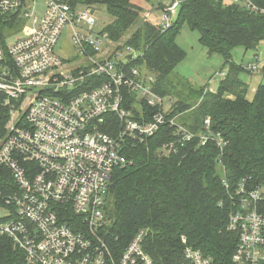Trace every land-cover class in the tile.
Here are the masks:
<instances>
[{
	"label": "built area",
	"instance_id": "2783aa9c",
	"mask_svg": "<svg viewBox=\"0 0 264 264\" xmlns=\"http://www.w3.org/2000/svg\"><path fill=\"white\" fill-rule=\"evenodd\" d=\"M163 1L159 23L166 29L185 0ZM231 2L259 10L251 0ZM26 21L22 36L8 34ZM97 25L94 10L77 0H0V92L10 110L0 126V169L12 180L0 186V208L7 211L0 236L25 252L27 264H155L144 249L145 229L118 258L101 234L112 176L131 164L130 143L144 142L166 123L177 139L165 142L163 152L194 137L168 117L171 106L138 51ZM64 31L75 58L56 50ZM263 65L256 54L246 67ZM143 102L157 111L148 113ZM224 182L234 206L227 229L239 232L233 259L264 264V214L257 207L264 189L243 181L233 191ZM185 256L187 264H212L191 247Z\"/></svg>",
	"mask_w": 264,
	"mask_h": 264
},
{
	"label": "trees",
	"instance_id": "16d2710c",
	"mask_svg": "<svg viewBox=\"0 0 264 264\" xmlns=\"http://www.w3.org/2000/svg\"><path fill=\"white\" fill-rule=\"evenodd\" d=\"M138 1L77 0L92 9L106 7L114 21L105 30L115 40L130 31L128 44L141 56L138 62L155 75V90L164 97L171 94L174 70L186 57L177 42L184 24L200 33L199 41L209 54L224 58L230 72L215 91L185 81L189 94L198 97L192 122H183L194 137L176 151H162L165 142L176 138V128L169 123L144 142L128 145L132 162L113 173L107 223L101 234L106 235L116 258L145 229L144 249L155 264H187V247L211 257L212 264H238L233 256L239 232L227 229L234 206L224 181L233 191L243 181L250 189L264 188V84L253 99L247 97V84L237 76L242 67L234 62L232 51L237 46L257 49L264 41V0H251L257 11L225 0H185L175 22L166 29L145 17L144 3L152 6L154 0ZM177 93L182 96V91ZM142 106L148 113L157 111L146 102ZM192 107L179 97L168 117H178ZM9 116L0 92V126ZM203 134L207 137L204 144L200 141ZM219 164L225 168V178L217 174ZM1 174L0 186L12 183L8 171L0 169ZM257 207L264 214V200ZM0 264H27L25 252L8 235L0 236Z\"/></svg>",
	"mask_w": 264,
	"mask_h": 264
},
{
	"label": "rangeland",
	"instance_id": "374dc122",
	"mask_svg": "<svg viewBox=\"0 0 264 264\" xmlns=\"http://www.w3.org/2000/svg\"><path fill=\"white\" fill-rule=\"evenodd\" d=\"M171 1L166 0L163 3L170 4ZM138 2L141 3V0ZM225 2L230 3L231 0H225ZM159 3L160 0H154L152 6L144 3L145 17L154 23L160 21V16L163 11ZM93 9L98 20L97 29L103 28L114 21V17L108 13L105 6L98 5ZM29 25L31 24L26 21L24 25L8 31V34L13 36V38L20 37L24 33V28ZM129 32L125 33L121 40L127 41ZM199 36L200 33L197 30H192L187 24L182 26L177 37V42L186 51V57L175 68L173 73L174 87L170 91L171 94L165 96L167 106H172L179 97L193 105L191 109L177 117V122L183 126L184 121L187 123L192 122V116L195 114L194 107L198 102L197 96H191L189 94V86L184 84L185 81H188L194 87L207 86L210 90L215 91L218 89L221 80L225 77L223 73L228 75L230 72V66L225 63L224 58L219 54H209L207 48L200 43ZM56 50L58 52L60 51L64 57L70 59L75 58V48L71 43L67 31H64L62 34ZM232 54L234 62L242 67V70L239 71L237 76L247 84V97L253 99L259 85L264 84V73L262 70L251 73L246 69V66L255 60L256 54L260 59L264 58V41L260 43L257 49L246 50L243 46H237L233 49ZM177 91H182V96L178 95ZM217 174L225 178V168L222 164L218 165ZM6 214L7 211L0 208V217H4Z\"/></svg>",
	"mask_w": 264,
	"mask_h": 264
},
{
	"label": "bare ground",
	"instance_id": "6f19581e",
	"mask_svg": "<svg viewBox=\"0 0 264 264\" xmlns=\"http://www.w3.org/2000/svg\"><path fill=\"white\" fill-rule=\"evenodd\" d=\"M246 69L248 70V71H251V72H256V71H258V70H256V71H253V70H250V69H248L247 67H246ZM262 70V69H261ZM223 75H226L225 73H223ZM172 106H173V104H172ZM172 106L170 107V110L172 109ZM151 107V106H150ZM176 121H177V117H176ZM179 125H181V124H179ZM183 126V125H182ZM185 127V126H184ZM187 128V127H186ZM111 184V183H110ZM258 188H261V187H258ZM262 189H264V188H262ZM107 205H108V195H107ZM107 205H106V207H107ZM106 207H105V211H106ZM106 215V214H105ZM106 217V216H105Z\"/></svg>",
	"mask_w": 264,
	"mask_h": 264
}]
</instances>
